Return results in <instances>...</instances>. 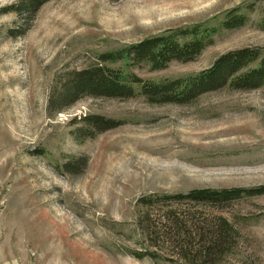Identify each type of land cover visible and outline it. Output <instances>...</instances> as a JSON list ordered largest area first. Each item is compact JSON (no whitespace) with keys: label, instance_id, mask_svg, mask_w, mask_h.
<instances>
[{"label":"rangeland","instance_id":"obj_1","mask_svg":"<svg viewBox=\"0 0 264 264\" xmlns=\"http://www.w3.org/2000/svg\"><path fill=\"white\" fill-rule=\"evenodd\" d=\"M17 1L0 0V264H264V194L162 197L264 185V85L186 103L149 101L137 86L130 97L60 99L99 53L217 24L237 6L249 20L220 29L195 59L130 70L159 81L229 50L264 52V0H47L29 22L7 11ZM85 114L121 124L95 132Z\"/></svg>","mask_w":264,"mask_h":264},{"label":"trees","instance_id":"obj_2","mask_svg":"<svg viewBox=\"0 0 264 264\" xmlns=\"http://www.w3.org/2000/svg\"><path fill=\"white\" fill-rule=\"evenodd\" d=\"M47 0H18L7 11L16 12L18 17L27 13V20ZM240 6L223 13L217 24L195 23L187 27L167 29L111 51L98 54L97 63L72 72L68 84H64L60 99L72 103L81 95L104 97H130L136 87L149 101L186 103L202 93L228 87L250 90L264 85V52L260 47L246 46L219 54L213 62L197 73L163 79L145 80L130 68L145 63L152 70L164 68L170 61L195 59L209 44L220 29L241 27L249 20L247 12H240ZM264 22V20H263ZM26 23V22H24ZM22 23L21 25H24ZM17 26V25H16ZM27 27H19L23 33ZM9 32H11L9 30ZM122 62L123 66L111 67L106 63ZM79 120L95 132L114 128L120 121L100 115H83ZM71 162L65 163V166ZM264 194V185L256 187L193 188L183 193L163 194L166 199H179L211 204H223L242 197ZM155 195H151L153 197Z\"/></svg>","mask_w":264,"mask_h":264}]
</instances>
